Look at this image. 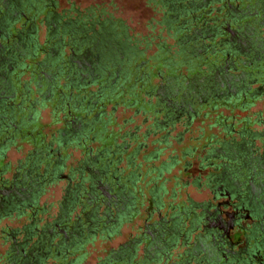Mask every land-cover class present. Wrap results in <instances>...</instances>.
<instances>
[{"label": "flooded vegetation", "instance_id": "flooded-vegetation-1", "mask_svg": "<svg viewBox=\"0 0 264 264\" xmlns=\"http://www.w3.org/2000/svg\"><path fill=\"white\" fill-rule=\"evenodd\" d=\"M167 1L173 17L181 15L180 24L188 23L179 44L193 57L205 53L212 59L207 68L195 64L187 68L188 75L162 78L154 102H144L145 110L155 114L148 124L146 117L141 120L144 132L139 134L135 126L120 143L108 144L95 127L104 113L95 103L113 97L122 67L108 74L106 84L94 92L85 88L106 71L115 50L121 58L128 48L116 38L115 23L86 25L79 16L48 10L49 45L43 49L36 41L33 20L24 16L17 25L26 0H0V218L14 214L18 222L0 229V239L8 242L0 264H87L85 247L95 239L106 245L95 264H264V129L244 126L236 131L227 126L217 140L206 125L207 136L199 144L191 134L182 140L202 103L264 91V0ZM65 46L68 54L63 56ZM39 50L44 55L36 60ZM107 50L111 54H105ZM23 74L28 78L22 82ZM144 76L146 80L148 75ZM53 93L55 104L68 109L44 144L36 129L38 113ZM70 99L79 104L71 105L75 114ZM179 122L182 130L171 137ZM161 130L165 132L160 134ZM148 136H153L151 156H158L160 147L168 148L167 159L157 170L176 169L165 178L172 181L171 189L190 185L203 194L202 199L185 191L178 204L163 202L165 179L154 183L156 176L148 174L154 166L141 161L139 171L135 164ZM87 138L96 140L94 149L86 146ZM258 138L261 142L255 146ZM21 141L30 149L6 178L2 176L9 166L6 151L19 150L16 143ZM71 146L83 152L73 168L65 163ZM193 158L197 173L188 180ZM56 177L65 179L58 208L51 216L38 215L44 209H38L37 198ZM170 193L172 197L174 190ZM148 194L151 208L142 209ZM122 225L133 228L134 234L127 230L122 242L110 246L122 234Z\"/></svg>", "mask_w": 264, "mask_h": 264}, {"label": "rangeland", "instance_id": "rangeland-1", "mask_svg": "<svg viewBox=\"0 0 264 264\" xmlns=\"http://www.w3.org/2000/svg\"><path fill=\"white\" fill-rule=\"evenodd\" d=\"M164 1V2H162ZM26 0L24 5L25 14L21 16L18 20V24L23 22L24 16L29 17L34 21L35 31H36V41L39 47L46 49L49 45V40L47 39L50 34H48L46 29V18L45 13L48 10H53L54 12L62 15L70 14L71 17L79 16L83 19L86 25L90 22L109 20L115 23L118 31V40H127L128 44H131V48H135L134 51H130L129 48L126 51V60L131 61V66L127 70V77L123 82L121 92L117 97L108 99L101 98L96 103L100 109H103V120L102 123L107 122L103 126L100 124L96 128H99L101 132L102 139L108 144H118L127 136H123L128 129L132 130L133 127L137 126L139 134L144 132L145 125L141 124L143 118H147L146 124L150 122L151 116L155 115L152 113L153 109L146 111L144 108V102L149 99L150 103H153L155 96L153 95L157 84L162 81L166 75L171 73L188 75L189 67L200 65L203 68L209 66L210 60L212 59L210 55L199 54L193 57L189 54L188 48L181 46L179 44L180 38L182 39V34L186 32L183 26L188 23L180 24V17H173L174 12H169V4L167 0ZM166 3V4H165ZM169 3V2H168ZM171 7V6H170ZM33 16L34 18H32ZM182 26V27H181ZM56 36L50 37L53 40ZM67 35L63 36L64 42L67 41ZM63 56L68 54L67 46L63 50ZM129 52V53H128ZM135 54V55H133ZM44 53L39 50L36 56V60H41ZM111 59V64L108 63V68L101 74V77L97 78L96 81H91L86 86V91L94 92L100 85V81L107 78L108 74H113L115 70L116 55ZM206 56V57H204ZM204 57V58H203ZM30 61V60H27ZM115 66V68H114ZM241 67V66H240ZM245 68V67H241ZM38 69V67H36ZM144 74L148 75L145 80ZM27 74L21 76V81L27 80ZM43 84V83H42ZM102 84V83H101ZM44 85V84H43ZM30 87H33L31 85ZM64 92L66 90H63ZM30 97V96H29ZM234 97H228L227 100H222L217 98L216 100L204 104V106H199V110L194 118H192L189 124V131L183 135V141L188 139V136H192L198 139V144L202 142V138L206 137L204 134L206 125L215 134L213 139L222 138L224 133H226L227 126L234 128L236 131L242 128L248 127L253 130L264 129V91L257 93L254 96H246L234 103H229V99L233 101ZM55 94H51L45 103V107L39 109L38 113V127L37 130L40 131L41 136L39 139L42 142L48 143L50 134L49 132L57 125L60 124V118L64 113H67L68 108H60V105L55 104ZM69 105L71 112L75 114L73 103L71 99L69 100ZM86 103V102H85ZM79 106V104H73ZM86 104H82V109ZM97 108V107H95ZM86 115V118H90L93 110ZM144 108V109H143ZM73 109V110H72ZM158 114V113H157ZM109 121H108V120ZM182 123L176 124L173 131H171V137L175 136L181 129ZM55 131V130H54ZM165 130H161L160 134L164 133ZM30 134H35L29 132ZM56 134V132H54ZM159 135V134H157ZM156 136V135H154ZM170 137V139H171ZM99 137L96 136V139ZM140 138V137H139ZM153 136H148L145 139L147 145L138 151V156L135 159H139L143 154H147L152 150L151 144H149ZM160 138V137H158ZM213 139L210 141L214 144ZM169 140V139H168ZM28 141V140H27ZM259 140L255 141V145H259ZM19 150L15 151L9 148L6 151V160L9 162L8 170L3 173L2 176L8 178L11 171L16 167L17 162L22 160L28 150L30 145L26 141H21L19 143ZM86 146H90L92 149L95 148L97 142L96 140L90 141L89 138L85 140ZM54 145V144H53ZM161 145V144H160ZM156 145V147L160 146ZM162 146V145H161ZM81 147L74 148V146L69 147L65 152L67 154L65 163L69 164L70 167H75L77 162L83 156L81 152ZM129 148V146H128ZM161 151L158 157L153 161L154 166L158 165V162L166 159L169 151L168 148L160 147ZM213 161V160H211ZM215 162V161H214ZM124 164L123 161H120ZM66 167V166H65ZM67 170L66 168H64ZM176 170V169H175ZM171 169L162 174V176H168L170 173L175 171ZM190 170V180L196 173V159H192V165L189 167ZM39 171L40 168H39ZM180 176V174H178ZM122 180V178H121ZM54 182L47 184L43 189L42 193L37 198L38 209H44V211L39 212L38 215L46 216L53 215L58 208V201L61 199L63 193L62 188L65 185V179L56 177ZM149 185H147L148 187ZM171 182H165V193L164 197L170 194ZM191 190L190 196L200 197L203 194L200 192H194L193 187L186 188ZM180 191L176 193L179 195ZM189 194V193H188ZM183 194H180V199L168 198L173 203L178 204L181 201ZM149 194L144 197L142 209L151 208V200L148 199ZM2 216L0 218V229L1 228H12L18 225L17 219L12 216ZM37 215V216H38ZM27 214L23 215L21 219H24ZM122 234L113 238L109 245L115 247L119 242H122L126 238L125 231L130 230L134 234V229L127 225H122ZM6 230V229H5ZM0 239V263L4 260V250L7 249L8 242ZM5 243V244H3ZM104 243H100L98 240H93L91 244L86 245L85 249L87 251V256L85 257L87 264H95L98 257H103L106 249Z\"/></svg>", "mask_w": 264, "mask_h": 264}, {"label": "crops", "instance_id": "crops-1", "mask_svg": "<svg viewBox=\"0 0 264 264\" xmlns=\"http://www.w3.org/2000/svg\"><path fill=\"white\" fill-rule=\"evenodd\" d=\"M223 137V136H222ZM229 137L230 136H226V140H228L229 139ZM234 138H235V140H239L240 139V136H235L234 135ZM217 139V138H216ZM218 139H221V138H218ZM217 139V140H218ZM257 140V139H256ZM255 140V141H256ZM258 140L261 142V140L258 138ZM257 140V141H258ZM255 141H254V143H255ZM260 142H259V144H260ZM255 145V144H254ZM255 146H259V145H255ZM144 148V147H143ZM142 149V148H141ZM140 150V149H139ZM138 150V151H139ZM138 151H137V153H136V157L138 156ZM141 157L139 158V159H135V164H139L138 165V169H139V171L140 170H142V162L141 161H146V162H148V163H151L153 166H154V164H153V161H155L156 159H157V157L158 156H156V155H150V154H143V155H140ZM135 157V158H136ZM167 159V158H166ZM163 160H165V159H163ZM210 161L211 160H213V159H209ZM214 161V160H213ZM160 162V161H159ZM159 162H158V165L157 166H154V168L152 167V171L151 172H149L148 174H150V173H152L154 176H156V179L154 180V183L156 182V183H159L160 181H162L163 182V180L165 179V178H167V176H162V174L163 173H165V172H167V171H162V170H157V168H160L159 167ZM131 169V168H130ZM145 170V169H144ZM181 175H183L182 173H181ZM123 180V179H122ZM166 181H170V180H166L165 179V181L163 182V186L165 187V182ZM170 182H172V181H170ZM129 183V181H127V180H125L124 181V185H127ZM151 184H153V181H150V182H148V184L147 185H149L147 188H149L150 189V187H151ZM171 187H172V183H171ZM171 187H170V191L171 190H174V194H173V196L172 197H169V195L168 196H163V198H162V200H163V202H165L166 200H169L168 198H174V196L176 197V198H178V199H180L179 197H180V194H183L182 195V198H181V200H184V192L185 191H187L189 194H190V192H191V190H189L188 191V189L186 190V188H189L190 187V185H188L187 187L185 186V187H182V186H179V185H175V186H173V188L171 189ZM194 190H195V188H193ZM180 191V193H179V195H176V193L177 192H179ZM194 192H196V190L194 191ZM171 194V193H170ZM150 197H151V195H150ZM150 197H148V199H150ZM193 199H196V200H200V199H202V198H198V197H194L193 195L191 196ZM170 201V200H169Z\"/></svg>", "mask_w": 264, "mask_h": 264}, {"label": "trees", "instance_id": "trees-1", "mask_svg": "<svg viewBox=\"0 0 264 264\" xmlns=\"http://www.w3.org/2000/svg\"><path fill=\"white\" fill-rule=\"evenodd\" d=\"M153 1V0H152ZM162 1V0H161ZM184 1V0H183ZM182 1V2H183ZM162 2H164V1H162ZM166 4V3H165ZM167 4H169L168 2H167ZM173 7V6H172ZM172 7H170L169 6V8H168V11L169 12H175V11H173V10H171V8ZM181 16V15H180ZM114 30H117V28H116V26H115V28H114ZM116 36H118V31H117V35ZM122 41H124L125 43H126V47H128L129 48V50L132 52V51H134V49L135 48H131V44L129 45L128 44V42H127V40H122ZM116 46V48H118L119 47V42H115V43H113V46ZM128 48H126V49H124V52H123V56L121 57V58H118L119 57V54H120V52L119 51H117L116 52V50L114 51L115 52V55H116V61H118V64H116L117 62H115V66H118V67H122L121 68V71H120V75H119V77H118V79H117V82L115 83V89H114V91L111 93V95H113V97H111V99L112 98H115V97H117V95H119V93L121 92V88L119 87V84H121V85H124L123 84V82L125 81V78L127 77V75H128V73H125V74H123V71L125 70V69H129L130 68V66L132 65L131 64V61H128V60H126V58H125V56H126V51H127V49ZM104 53L105 54H111V52H109L108 50L107 51H104ZM129 53V52H128ZM134 53H135V51H134ZM189 54L191 55V53L189 52ZM133 55H135V54H133ZM192 56V55H191ZM110 63V62H109ZM111 64V63H110ZM115 66H114V68H115ZM131 68H132V66H131ZM116 69V68H115ZM121 75H124V78L121 76ZM106 84L105 82H100V85H102V84ZM106 92V91H105ZM107 95H109V93H107ZM237 100H239V102H240V100H241V97H234L233 98V101H231L230 99L228 100L229 101V103H234L235 101H237ZM241 104H242V101L240 102ZM102 120H103V118H102V115L100 116V120H99V122H98V124L100 125V124H102ZM98 124H96L95 125V127H97V125Z\"/></svg>", "mask_w": 264, "mask_h": 264}]
</instances>
